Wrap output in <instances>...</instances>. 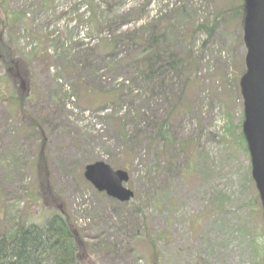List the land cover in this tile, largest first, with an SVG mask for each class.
<instances>
[{"label": "rangeland", "instance_id": "374dc122", "mask_svg": "<svg viewBox=\"0 0 264 264\" xmlns=\"http://www.w3.org/2000/svg\"><path fill=\"white\" fill-rule=\"evenodd\" d=\"M243 10V0H0V232L13 217L41 223L62 210L83 264H151L153 254L264 264L262 206L239 140ZM160 31L176 68L140 76L131 36ZM5 61L30 75L11 78ZM109 90L121 103L105 100ZM19 103L37 129L19 122ZM95 162L126 171L128 203L84 180ZM38 178L53 209L36 202Z\"/></svg>", "mask_w": 264, "mask_h": 264}, {"label": "trees", "instance_id": "16d2710c", "mask_svg": "<svg viewBox=\"0 0 264 264\" xmlns=\"http://www.w3.org/2000/svg\"><path fill=\"white\" fill-rule=\"evenodd\" d=\"M242 8L243 7H241V10ZM219 16L220 15L218 14L215 15L214 26H212L213 28L208 29L209 32L214 30L216 25H218ZM175 29L176 27L174 26L173 30ZM158 33V36L153 37L148 41H141L137 37L131 36L130 40L139 50V58L135 63H137L136 67L139 70L138 74L140 76L147 77L152 74L154 75L163 71L166 67H170L172 70L173 68H176L177 62L169 60L170 57L168 56L170 55V52L160 50V46L165 45L163 41L165 35L162 31ZM138 40L142 42L141 45L135 43ZM182 62L183 61H180V63ZM19 63L20 65L18 67L14 63L12 65L10 61L4 62L8 76L13 78L17 76L21 77L22 75L21 79H23V76L30 75V69L27 65H24L21 62ZM164 63L166 64L164 65ZM154 67H156V71L153 70ZM106 94L107 97L105 100L110 103V105L116 106L118 103H121L122 98H120V95L115 90H109ZM25 97L27 98V96ZM15 106L17 109L18 120L23 127L27 130L37 129L38 125L35 123V120L22 111V103H19V105L15 104ZM168 116L169 113L166 114L160 123L157 133L154 135L153 138L155 139V142L164 139L161 130L163 131V127L167 125V122L165 121ZM147 124L148 123H146V125ZM240 127L241 126H239L241 131L239 134V140L241 139V145H245L244 152L248 154L245 137ZM164 134H167V132H164ZM37 180V191L39 195L36 198V202L42 201L47 208L56 206L55 203L59 204L58 200L53 198L55 202L53 203L45 197L48 192L52 194V191L51 189H45L44 185L40 190L42 179L38 178ZM51 211L52 212H48L49 214L43 218L41 223L28 222L27 219L11 218V225L0 232V264L90 263L84 258L85 245L82 242L79 231L74 227V224L70 222V219L62 210ZM158 257L157 254H153L150 258L151 264H160L157 259Z\"/></svg>", "mask_w": 264, "mask_h": 264}, {"label": "water", "instance_id": "95a60500", "mask_svg": "<svg viewBox=\"0 0 264 264\" xmlns=\"http://www.w3.org/2000/svg\"><path fill=\"white\" fill-rule=\"evenodd\" d=\"M245 72L239 81L243 100L242 133L249 152L251 177L259 194L264 221V0H243ZM84 179L99 193L128 202L132 193L123 187L128 176L97 162L84 168Z\"/></svg>", "mask_w": 264, "mask_h": 264}]
</instances>
